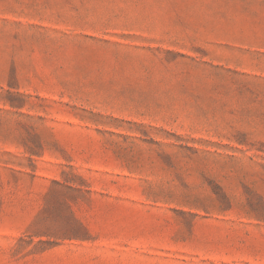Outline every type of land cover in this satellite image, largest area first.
<instances>
[{
  "label": "rangeland",
  "instance_id": "374dc122",
  "mask_svg": "<svg viewBox=\"0 0 264 264\" xmlns=\"http://www.w3.org/2000/svg\"><path fill=\"white\" fill-rule=\"evenodd\" d=\"M0 264H264V0H0Z\"/></svg>",
  "mask_w": 264,
  "mask_h": 264
}]
</instances>
